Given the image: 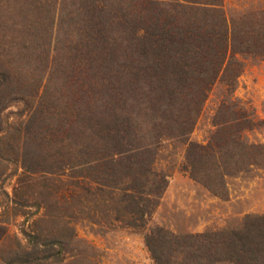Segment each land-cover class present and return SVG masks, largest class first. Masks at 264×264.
Listing matches in <instances>:
<instances>
[{"label":"rangeland","instance_id":"obj_1","mask_svg":"<svg viewBox=\"0 0 264 264\" xmlns=\"http://www.w3.org/2000/svg\"><path fill=\"white\" fill-rule=\"evenodd\" d=\"M176 1L0 0V264H155L144 240L150 228L166 238L167 264H211L200 234L242 231L264 214V155L234 170L244 158L238 135L264 146V0H209L218 9L207 13ZM221 15L239 22L250 45L230 69L207 80L197 71L208 63L167 57L180 40L198 41V29L188 38L174 32L193 19L217 27ZM153 41L168 51L149 49ZM199 77L208 87L197 113ZM222 102L256 124L240 134L218 128ZM118 137L144 151L132 160L152 161L150 171L167 180L140 229L128 225L121 176L130 170L115 154ZM189 141L213 146L193 163L196 177ZM155 180L145 178L146 188ZM34 239L53 250L35 249Z\"/></svg>","mask_w":264,"mask_h":264},{"label":"trees","instance_id":"obj_2","mask_svg":"<svg viewBox=\"0 0 264 264\" xmlns=\"http://www.w3.org/2000/svg\"><path fill=\"white\" fill-rule=\"evenodd\" d=\"M175 3H177L176 6L178 7L188 8V12L193 10H202L204 13H207L206 11L212 12L215 9H218L216 4L210 2L209 0H178ZM183 16H187V14L185 15V13H182L181 17ZM226 19V16L221 15V21L219 20L217 27H215L214 24H212L209 20H207L208 22L204 20L203 22L200 21V23H197L193 19V26H191L190 29H183L177 33L174 32V34L178 35V38H188L190 37L191 30L197 31L198 29L199 32L197 34L193 33L192 35L193 38H197L198 41L194 43L188 39H184L182 41L180 40V45L175 47V49H169L167 57H170L171 54H173V56H178V60H191L201 64L202 66L204 63H208L209 68L207 71H202L200 68L197 73L208 72L210 75L208 76L207 80L209 78L214 80L221 70L226 72L228 69H230L231 63H234V65L237 63V61L234 60V57L237 53H245L244 51L247 50L245 44L248 45V47L250 46L244 41V34H241V31L239 32V22ZM163 33L167 34L168 29ZM154 41L151 42V45H149V49L157 50V52H160V54H162V52L168 51L166 49L163 51L160 50L161 48L158 47ZM237 68L238 67L235 66L230 70L231 72L228 75L230 78L228 84H231L233 78L238 74ZM183 73L186 74V72ZM199 78L200 82L197 83V85L199 86L201 84V87H199L201 89L200 92L197 93L199 94L196 107L197 113L200 110V103L204 99V89L208 87L205 82V78ZM229 114L233 115L228 117L227 115ZM213 119L214 125L220 129L226 128L227 125L236 126V128L239 130V134L243 130L253 128V126L256 124V121L247 115L244 109L237 106L235 102H222L216 110ZM186 121V123H183L189 125L187 128L182 130L183 132L181 131L182 134H186L191 130V119H187ZM238 136L239 142L237 145L239 146V150L241 148L244 158H242L239 163L241 166L234 167L235 171L242 170L247 166L258 163L259 158L264 155V146H262V144L243 142L240 140V135ZM122 140V137H118V144L120 146L116 149L115 154L118 155V160H126V164H128L126 167H128L130 170V172L124 173L123 176H121V178L127 182L124 183L127 185L123 187V191H125V193L122 197L123 200L129 202L128 213L131 215V219L128 225L140 229L146 225L153 208L157 204L158 197L166 186L167 180L166 177L158 171H150V165L152 164V161H144L145 159L142 157L141 159L135 158V160H132V156H137L141 152L144 153V151L138 153L135 148H125L124 145H121L123 144ZM186 150L188 168H190L192 175L196 177L195 170H193V163L198 158L214 155L213 146L209 143L198 144L189 141ZM229 172L232 171L229 169L228 173ZM150 175L155 177L156 180L153 181V187L147 189L145 178L148 180ZM203 183L210 186L206 182ZM100 184L101 183L98 182V189L101 188ZM106 185H108V183H106ZM223 185V180H221L220 188L223 189ZM213 186L216 188L214 189L216 193L219 194L222 192V189L216 187L215 185ZM108 187L111 186L108 185ZM248 219L249 227L242 231L231 232L230 234H220L217 232V234L213 233L212 235L204 233L198 236L199 238L201 237L200 241L203 243V246L206 247V249L209 247L210 255L208 260L211 261V264L222 259L232 260L233 262L240 264H256L258 262L264 263V214L257 215V217L253 216ZM165 239L166 238L162 235L159 228H150L144 235L145 244L155 264H167L166 259L163 258V252L161 250ZM34 241L36 243L38 242V244L35 245V249H37V245H42L43 248L41 250L43 251L50 249L53 250L54 248L52 242H43L39 240L36 241V239H34ZM237 243H239V245L241 244L240 249H236L235 245H237ZM55 255H60V250H55L53 253H49L47 257H54ZM10 262L11 261L7 260L5 263L10 264Z\"/></svg>","mask_w":264,"mask_h":264}]
</instances>
